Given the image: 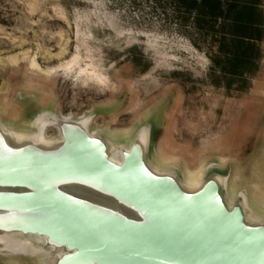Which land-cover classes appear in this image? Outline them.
<instances>
[{
    "label": "rangeland",
    "instance_id": "1",
    "mask_svg": "<svg viewBox=\"0 0 264 264\" xmlns=\"http://www.w3.org/2000/svg\"><path fill=\"white\" fill-rule=\"evenodd\" d=\"M258 9L261 39L243 40L257 27L220 19L217 32L201 33L181 23L173 0H0V131L15 147L56 149L65 122L76 124L118 163L141 144L154 173L188 191L217 176L228 206L264 225V0ZM232 54L249 58L243 73H231ZM200 169L192 188L187 175ZM62 188L120 206L84 184ZM23 236L48 254L0 243V264H57L68 252Z\"/></svg>",
    "mask_w": 264,
    "mask_h": 264
},
{
    "label": "water",
    "instance_id": "2",
    "mask_svg": "<svg viewBox=\"0 0 264 264\" xmlns=\"http://www.w3.org/2000/svg\"><path fill=\"white\" fill-rule=\"evenodd\" d=\"M5 142L12 150L0 146V230L40 235L67 249L57 264H264V225L248 224L243 205L228 206L217 176L188 191L151 171L141 144L118 163L106 142L68 122L56 149L32 141L15 147L0 131ZM71 183L120 206L62 188Z\"/></svg>",
    "mask_w": 264,
    "mask_h": 264
},
{
    "label": "trees",
    "instance_id": "3",
    "mask_svg": "<svg viewBox=\"0 0 264 264\" xmlns=\"http://www.w3.org/2000/svg\"><path fill=\"white\" fill-rule=\"evenodd\" d=\"M223 1L173 0L176 11L183 15L181 23L185 26L191 25L201 33L217 32V23L220 19H224L233 25H245L247 28L256 26V37L252 34L248 35V32L241 36L237 33H233V35L240 36L243 40H260L261 12L258 8L262 0H226L228 1L226 9L223 7ZM231 59L234 61L231 73L234 75L243 73L240 68L249 61V58L246 55L232 54Z\"/></svg>",
    "mask_w": 264,
    "mask_h": 264
},
{
    "label": "bare ground",
    "instance_id": "4",
    "mask_svg": "<svg viewBox=\"0 0 264 264\" xmlns=\"http://www.w3.org/2000/svg\"><path fill=\"white\" fill-rule=\"evenodd\" d=\"M74 128V127H70ZM32 140V139H30ZM4 152H10L12 147L8 143H3L0 145ZM205 170L200 169L195 173H188L187 175V182L189 183L190 187L196 188L198 187L204 177ZM227 178L226 175H223V179ZM30 236L38 237V239H42L45 241V237L40 235L30 234ZM0 243H4L6 245L2 251H8L13 254H20V255H30V256H40L48 254V250L44 246L37 245L30 238H26L23 236L21 232H12L8 234L0 230Z\"/></svg>",
    "mask_w": 264,
    "mask_h": 264
}]
</instances>
